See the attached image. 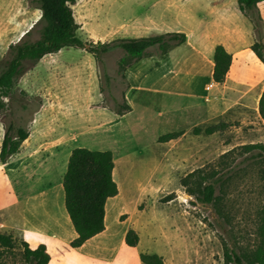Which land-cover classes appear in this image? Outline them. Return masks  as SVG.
Returning a JSON list of instances; mask_svg holds the SVG:
<instances>
[{
    "label": "rangeland",
    "instance_id": "1",
    "mask_svg": "<svg viewBox=\"0 0 264 264\" xmlns=\"http://www.w3.org/2000/svg\"><path fill=\"white\" fill-rule=\"evenodd\" d=\"M32 1L0 0V74L6 68L10 44L21 39L33 43L40 37L42 25H34L41 12ZM237 2L78 0L72 9L80 25V39L109 43L136 35L132 32L136 25L148 27V34L158 36L166 27L182 29L193 19L206 31L215 32L224 24L239 21ZM257 7L264 36V2ZM189 47L172 53L163 63L157 76L162 90L144 87L131 91L127 98L130 81L138 82L141 73L132 69L139 61L129 60L125 78L119 74V61L125 57L122 49L111 50L100 63L77 48L47 55L34 65L25 63L27 73L33 70L41 77L36 79L42 82L40 91L52 102L69 103L61 108L51 102L41 109L46 99L42 93L28 98L20 89L21 78L13 81L7 97L0 98V148L10 124L49 134L45 141L32 142L37 147L36 158L42 160L32 170L33 180L24 179L25 172L12 174L9 165L0 163V234L16 240L15 250L4 257L3 264L23 262L19 203L30 193L46 195L48 183H60L63 192L61 175L67 170L63 155L79 147L113 153V178L119 193L106 203L105 231L74 252L64 253L70 243L49 248L50 253H61L52 264H142L141 254L160 255L165 264H227L226 248L237 243L240 252L256 246L257 215L264 202V165L251 158L253 152L240 147L264 144V123L257 103L264 88V65L253 59L246 47L223 85L214 86L204 70L198 93L191 97L184 88L191 74L190 63L185 61ZM146 56L164 57L157 47L149 49ZM174 69L178 95L165 90V79L176 75L169 72ZM125 103L132 111L120 117L114 111ZM219 123L226 125L224 131L204 134L206 128ZM195 128L201 130L199 135L194 134ZM173 132L184 134L168 143L158 142ZM60 144L67 151L54 163L45 151ZM49 166L54 168L50 174ZM195 171L199 173L183 186ZM213 174L222 179L216 186L218 199L204 204L190 190L197 192V180ZM68 224L74 233L69 220ZM129 230L139 236L135 248L125 244Z\"/></svg>",
    "mask_w": 264,
    "mask_h": 264
},
{
    "label": "trees",
    "instance_id": "2",
    "mask_svg": "<svg viewBox=\"0 0 264 264\" xmlns=\"http://www.w3.org/2000/svg\"><path fill=\"white\" fill-rule=\"evenodd\" d=\"M78 0H33L35 8L40 10L41 17L34 25L41 24L40 37L33 43L21 39L12 43L8 48L9 59L6 68L0 74V98L7 97L13 81L20 78L27 71L26 62L36 64L45 56L56 54L65 48L82 49L90 54L97 62H101L103 56L114 49H122L125 57L119 61V74L125 78V73L130 66L129 60L140 61L147 57L148 50L157 47L162 55L182 46L186 42L184 33H167L152 37L120 39L112 42L84 41L77 36L80 25L76 22L72 6ZM264 0H238L240 12L249 18L256 29L257 41L251 47V51L264 65V36L262 34L261 17L258 13V4ZM28 31L23 38L29 36ZM213 82L223 85L229 75L233 57L223 45H218L214 52ZM125 99V98H124ZM126 100V99H125ZM132 108L125 103L114 111L123 117L131 112ZM258 113L264 121V88L258 101ZM226 125L219 123L206 128L203 132L210 136L216 132L224 131ZM195 135L201 130L195 128ZM183 132H173L161 136L159 143H168L183 136ZM29 132L21 127L10 124L0 148V163L6 164L14 155L18 154ZM242 150L253 152L251 158L264 165V144H249L240 147ZM113 153L110 151H92L87 148H75L72 150L67 163V170L63 177V190L65 210L77 237L70 242L64 253L72 252L82 247L87 241L102 234L105 231L106 203L109 199L118 195L119 190L113 178L114 171ZM199 172H193L183 181L187 187V180L196 176ZM264 179V175L261 176ZM200 180V181H199ZM198 184L200 189L195 192L190 190L197 199L204 204L217 202V184L222 180L215 175L202 176ZM256 246L250 250L238 252L237 243L233 248H226L224 255L227 264H264V202L257 215ZM139 243V236L134 230H129L125 236V244L129 248H135ZM21 264H50L61 253H50L44 244L32 247L27 241L21 242ZM16 248V240L12 235L0 234V264L4 257ZM142 264H165L163 257L157 254H141Z\"/></svg>",
    "mask_w": 264,
    "mask_h": 264
},
{
    "label": "crops",
    "instance_id": "3",
    "mask_svg": "<svg viewBox=\"0 0 264 264\" xmlns=\"http://www.w3.org/2000/svg\"><path fill=\"white\" fill-rule=\"evenodd\" d=\"M239 18L240 19L238 22L224 24L220 28H218L217 31L215 32L206 31L205 28L200 27L199 22L194 19L189 20L186 27L182 29L180 28L174 29V28L166 27L165 29H169V30L164 29L162 34L174 33V32L184 33L186 35L185 44L164 55L163 59H156L155 57H151V58L146 57L140 60L139 63H137L136 65L132 66V69L134 71L138 70V72L141 73V76L139 77L138 82L134 83L133 81H130L131 88L127 92L126 98L128 97V93H130L131 91H139L144 89V87L147 88V90H155V91L162 90V88L160 89V86H162V82L160 81L161 79L157 76L160 74L161 68L164 66L163 63H166L165 61H167L171 57L172 53L179 52L183 50L184 47H188V46L190 47L186 53L187 57L185 61L190 63L191 74L188 75L189 79L186 80L187 83H184V88L188 90L187 95L191 97H196V94L198 93L199 90V81L203 79L201 73L204 70H208L209 78H211L212 84L214 86H218L213 82L212 79V74L214 69V62H213L214 52H215V48L218 45H223L225 49L232 55L233 57L232 65L234 61H236L237 59L238 60L242 59L243 51L246 47H250V54L253 57V59L256 57L255 54L251 51V47L257 41L255 26L253 22L249 18L245 17L242 13L241 15H239ZM134 28L135 29H133L132 32H134L136 35L130 37L122 36L121 38L132 39V38L153 36L148 34L151 31L150 28L148 27L136 25ZM98 40L101 39H96L95 42H98ZM231 70H232V66L230 72ZM27 72L20 77L21 78L20 89L27 95L28 98L38 96L33 94L42 93L41 96H44L46 101H44L43 104L41 105V109H47L48 105H50L52 101L50 100V97H48L45 91H40V85L42 82L41 81L37 82L38 80L36 81V79H40L41 77L38 76L37 73H35V71L33 70H31L29 73ZM169 72L170 73L174 72L176 75L174 76L167 75L165 79L166 80L165 84L167 87H165V90H168L169 93H174L178 95L177 93L178 90L177 87L179 86L177 80L178 73L176 69H174L173 71L170 70ZM137 75L139 74L137 73ZM52 92L53 91H51V93ZM67 103L69 102H66L65 100L64 101L59 100L57 101V103L52 102V104H58V106L61 108L66 106ZM262 122L264 123V121ZM24 129H26L29 132V137L27 138V140L23 142L19 153L12 156L9 159V162H7L6 164H2V166L9 165L11 173L15 175L22 174L25 172L26 174H24L25 175L24 179L30 181L29 179L33 180L34 178V173L32 170L36 169L34 168L35 165L38 163H42V160L36 158L37 155L35 152L37 150V147L32 146V142L45 141L46 139H49L46 137L49 134L40 135L38 133H35L34 130L32 131L30 128L29 129L24 128ZM58 140L61 141L60 138H58ZM62 146L63 144L57 146L54 145V147L52 148L49 147L50 148L49 151H45L47 152L46 156L49 159L53 160L54 163H56V160L59 159L60 155L62 153H66L65 151H67V149H62L61 148ZM70 154L71 151L68 150L67 154L63 155L65 158L63 160V166L66 163H68ZM33 162H34L33 169H31L30 165H32ZM47 170H48L47 173L50 174L54 170V168H51L49 166ZM65 173L66 172H64V174L61 175L62 183ZM46 188H48V193L46 195H41V194L32 195L30 193V195L28 194V196L24 198L22 204L19 203L17 221L21 223L19 226L20 233L18 234L20 237L23 238L24 241H27L31 246L32 244H36L35 247L38 246L39 244H44L47 246L49 250V248L56 247L60 244L68 245L77 237V234L75 233V231L74 233L70 231L71 229L68 224L69 218L65 210L64 190L62 192L60 183L57 184L48 183V186ZM41 198L44 200L41 201L40 200ZM96 237L87 241L84 245L94 240ZM64 238H66L67 240L64 241ZM75 250H73L72 252H74ZM50 264H52V262Z\"/></svg>",
    "mask_w": 264,
    "mask_h": 264
}]
</instances>
